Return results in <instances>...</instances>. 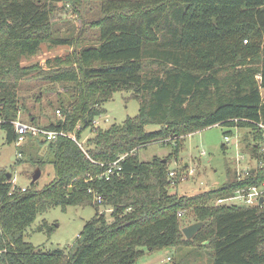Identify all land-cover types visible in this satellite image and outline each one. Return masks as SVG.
Returning a JSON list of instances; mask_svg holds the SVG:
<instances>
[{
  "label": "trees",
  "instance_id": "16d2710c",
  "mask_svg": "<svg viewBox=\"0 0 264 264\" xmlns=\"http://www.w3.org/2000/svg\"><path fill=\"white\" fill-rule=\"evenodd\" d=\"M70 1L77 0H0V126L7 141L17 139L19 81L30 77L71 94L62 100V117L36 125L76 136H29L26 146L17 145L24 155L17 164L54 166V180L42 188L37 180L22 190L0 170V264H136L148 252L196 242L211 251L212 264H264V205L204 202L263 185L264 162L192 201L169 191L168 162L140 161L137 153L215 124L226 126V135H233L232 127L253 125L258 142L247 147L252 158L263 159L258 124H264V0H100L96 43L46 68L22 66V57L48 41L55 3ZM247 63L258 65L260 81L242 69ZM117 91L138 99L139 113L108 128L95 125ZM87 129L92 136L84 144ZM122 155V172L101 176ZM70 205L96 208L71 246L43 251L26 240L39 215ZM100 205L111 207L112 220ZM189 207L204 221L191 239L178 214Z\"/></svg>",
  "mask_w": 264,
  "mask_h": 264
},
{
  "label": "rangeland",
  "instance_id": "374dc122",
  "mask_svg": "<svg viewBox=\"0 0 264 264\" xmlns=\"http://www.w3.org/2000/svg\"><path fill=\"white\" fill-rule=\"evenodd\" d=\"M101 6L100 0L55 3L48 41L43 42L35 54L22 57L21 65H40L46 68L49 61L53 62L56 58L65 61L68 55L73 54L75 50L96 43L99 28L93 22L101 17ZM60 38H67L69 42L67 44L56 42ZM242 69L260 81L261 75L255 72L258 69L257 64L247 63L242 66ZM262 94L264 96V90ZM18 95L20 109L16 120L48 125L60 118L57 110L62 108V100H66L71 94L59 84L54 85L39 77H30L19 81ZM210 101L211 104H215L213 97ZM105 108L106 112L94 120V124L101 128L123 123L129 116L137 115L140 102L136 98H131L129 91H117L105 104ZM1 110L0 102V113ZM32 117L36 120L35 122ZM96 121H98L97 124ZM252 126L232 127L233 135L227 142L225 139L227 127L215 124L185 134L179 137L178 142H152L137 150L138 158L140 161H151L158 157L168 162L170 173L175 172L174 176L169 173L171 179L169 191L179 196L185 195L192 201H200L212 189L228 185L234 178L247 176L252 168L262 166L264 156L260 160L252 158L250 149L247 147L249 144H256L257 141L256 130ZM156 127L148 125L147 129L153 130ZM91 136V130H85L82 142L85 144L86 139ZM27 140L20 146H26ZM176 143L179 144L177 151L175 150ZM223 144L225 148H222ZM259 145L264 153V140ZM21 147H17L16 143H9L6 139V129L0 126V170L11 173L15 187H31L32 175L36 168H41V166L28 160L17 164V160L24 156L19 153L22 151ZM45 150L46 147L42 148L40 154ZM31 151L34 152L32 149ZM41 170V177L36 182L38 188H42L55 178L52 164H46ZM204 202L208 205L218 204L215 198ZM99 209L105 211L108 219L112 220L111 207L100 205ZM95 213L94 206L70 205L65 210L61 206L51 208L39 215L28 228L26 240L43 251L56 248L66 249L75 242L84 224L91 220ZM178 214L182 229L198 222V216L192 207L182 208ZM41 226L43 228L39 229ZM48 230L52 231L51 234ZM136 264H212V254L209 249L206 250L203 245L196 242L193 246L165 247L151 253L148 252L141 256Z\"/></svg>",
  "mask_w": 264,
  "mask_h": 264
},
{
  "label": "built area",
  "instance_id": "2783aa9c",
  "mask_svg": "<svg viewBox=\"0 0 264 264\" xmlns=\"http://www.w3.org/2000/svg\"><path fill=\"white\" fill-rule=\"evenodd\" d=\"M59 116L62 117L61 110H57ZM98 121H96V124ZM17 139L16 145L20 146L24 144L29 136H38L42 137L43 139H47L49 141L56 140L59 135L68 136L76 140L75 134L68 133L64 130H54L48 129L43 126H39L36 124H30L25 121L16 120L14 121ZM260 129L263 132L264 137V124H258ZM231 135H225V139L229 142ZM21 155V154H20ZM126 155L120 156L117 160L108 164L106 171L102 173L101 176L110 178L111 175L118 173L120 174L123 170L122 160H124ZM254 170V168H252ZM252 169L250 171H252ZM249 173V172H247ZM246 173V174H247ZM171 176L175 175V172L170 173ZM246 176V175H245ZM244 176V177H245ZM239 178H243L240 177ZM173 183V182H172ZM26 187H22V190H25ZM264 199V184L261 186H250V187H243L237 189L233 195L225 197V198H218V204H240V205H264V200L261 203V199ZM97 202L100 204L102 203L103 199L101 196L96 197Z\"/></svg>",
  "mask_w": 264,
  "mask_h": 264
},
{
  "label": "water",
  "instance_id": "95a60500",
  "mask_svg": "<svg viewBox=\"0 0 264 264\" xmlns=\"http://www.w3.org/2000/svg\"><path fill=\"white\" fill-rule=\"evenodd\" d=\"M42 170L41 168H36L32 175V182H36L41 177ZM8 177L11 178V173L8 174ZM263 198L261 199V203L263 202ZM204 221H198L193 224H190L183 228V233L187 239H191L195 236V234L203 227Z\"/></svg>",
  "mask_w": 264,
  "mask_h": 264
}]
</instances>
